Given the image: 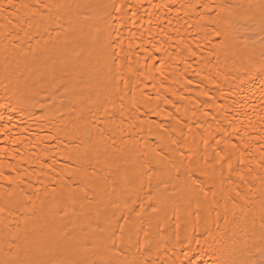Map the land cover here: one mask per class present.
<instances>
[{
    "label": "bare ground",
    "instance_id": "1",
    "mask_svg": "<svg viewBox=\"0 0 264 264\" xmlns=\"http://www.w3.org/2000/svg\"><path fill=\"white\" fill-rule=\"evenodd\" d=\"M3 2L0 0V5ZM128 2L141 5L139 9H127L126 20L133 12L138 13L135 26L130 20L123 27L119 20H113L114 31L109 28L98 33L97 21L85 18L95 13L87 10L79 18L76 41H54L47 49L28 54L10 50L7 67L0 53V105L4 102L6 72L11 81L10 95L17 81L30 89L35 85L47 90L54 80L60 90L58 95L64 93L66 97L62 109L66 121L76 123L75 118L80 117V123L90 133L69 139L70 133H57L56 128L41 127L24 112L13 113L0 107V116L5 117L0 120V149L7 152L4 166L0 167V204L4 200L17 202L10 212L0 213V259L7 255L13 261L31 259L35 264L99 261L114 255L106 253V249L112 248L115 240L116 250H125L119 259L132 260L138 256V239L141 244L145 240L159 243V253L153 248L154 259L167 260L168 264H197L203 244L195 240L188 243L183 225L180 241L175 239L171 213L177 207L181 216L198 209L202 215L207 214L210 204L221 213L229 209L231 215L236 203L237 218L243 211L249 217L256 215L259 231L258 210L264 187L260 181L264 168L257 167L264 159L260 151L264 144V99L259 77L253 90L228 94L232 78L243 74L241 65L249 59L259 61L264 37L259 15L233 32L228 44L220 47L223 37L215 32L223 24H217L211 13L205 15L199 5L241 0ZM5 15H0V25ZM187 48L196 55H190ZM27 111L39 114L43 109ZM241 137L255 145L248 149L252 155L242 157L244 164L240 165L235 163L239 153H234L233 166L242 172L229 175L224 164L221 174L223 162H217L213 149L216 153L221 149L232 152L225 142L230 139L240 144ZM10 139L17 143H9ZM14 147L19 151L13 152ZM177 152L188 153L191 164ZM41 163L51 168H41ZM9 164L13 171H9ZM189 168L202 170L196 173L197 183L205 191L216 192L215 200L211 195L205 200L201 194L199 205L195 200L190 203L189 192L196 185L191 182ZM77 170L80 175L69 178L68 173ZM57 174L79 189L77 204L60 209L41 205L42 188L48 186L51 190L58 181L49 184L50 177ZM5 176L12 180L11 184ZM236 191L248 195L236 198ZM152 204L157 205V212L149 207ZM141 206L144 212L137 216ZM163 209L169 213V224L162 223ZM158 223L162 230H158ZM119 226L125 230L123 242ZM132 227L142 231L129 242L128 230ZM240 236L243 238V233Z\"/></svg>",
    "mask_w": 264,
    "mask_h": 264
},
{
    "label": "snow or ice",
    "instance_id": "2",
    "mask_svg": "<svg viewBox=\"0 0 264 264\" xmlns=\"http://www.w3.org/2000/svg\"><path fill=\"white\" fill-rule=\"evenodd\" d=\"M132 6L137 9L141 7L139 3L130 5L128 0H89L86 3H68L67 0H4L3 4L0 5V15L7 13L3 17L4 23L0 25V53L4 54L5 66L7 67L8 53L9 51L15 52L19 49L25 54L35 53L43 49H47L50 44L60 42L63 40L64 43H69L79 39L80 25L79 18L85 15L87 10H91L95 13L94 17L85 16L88 19H95L97 21L95 27L98 33L104 32L107 29H116V25L112 23L113 20H119L120 26H126L127 23H132L133 26L136 24L137 12H133L132 16L128 17L127 9ZM155 7V6H154ZM205 12V15L211 13V17H216L215 22L217 24H223V28H217L215 35L223 37L220 41V47H225L228 44L230 35L235 32L238 28L245 27L248 22L256 19L257 14L260 20V29L264 32V0H241L239 3H213V4H201L199 5ZM23 12V15L21 13ZM210 17V19H211ZM203 19V17H200ZM53 32L56 33L53 36ZM108 39L110 40L112 32L107 33ZM262 40V51L259 61L249 59L246 63L241 65L243 69L242 75H236L232 78V82L228 86V94L240 95L246 91H251L256 87V78L259 77V91L261 98L264 99V37ZM26 46V52H25ZM111 47V44L108 45ZM160 48H156V51H160ZM190 55L195 56L196 53L191 48H187ZM115 55V53H113ZM240 72V69H237ZM229 79L226 76V80ZM5 84H4V102L0 107H3L6 111L10 109L13 113L24 112L25 115L29 116L35 122L44 127L50 125L56 128L57 133L65 132L70 133L69 139L77 136H88L90 133L80 123L81 118L76 117V123H72L69 119L66 121L63 115L62 109L65 100V94L60 92L59 88L56 87L55 81L49 83L48 89H37L35 85L29 88L27 84L21 85L19 81L15 82V91L10 95V79L5 73ZM221 97L225 96L223 89H220ZM39 97H43L42 99ZM15 100V103L11 101ZM223 110L224 106H220ZM43 109L42 112L36 114L33 111L25 112V109ZM208 115L207 112L204 113ZM11 116L7 117V120H11ZM4 116H0V120H4ZM64 122V123H62ZM70 125V127H69ZM7 127V124L4 125ZM53 136L52 139H56ZM251 138V137H249ZM9 143L16 144L15 139H10ZM219 141L216 142V146H219ZM226 147L231 146L232 152H226L221 149V153H216L213 149L214 154L218 157L217 162L221 163V174H223V165L227 164L229 175L232 173H241L242 169L233 166L234 153H239V156L235 158V163L243 165L245 155L251 156L252 153L248 151L249 148L255 147V145H249L244 137H241V143H232L230 139L226 142ZM35 147V145H33ZM208 147L205 142V148ZM13 152L19 151L17 148L12 149ZM261 156L264 157V144L260 147ZM35 155V153H32ZM177 155H183L185 159H189L188 153H179ZM7 156V152L4 149H0V167H3V161ZM88 162L87 160L85 161ZM183 164V160L180 161ZM191 164V160L189 159ZM209 163H212L211 161ZM49 167L41 163V168ZM257 167L264 168V159L261 160ZM213 169L215 170V163H213ZM9 164V171H13ZM202 171L199 169L189 168V176L193 185L196 188H192L189 192L190 203L195 200L199 205L200 195L202 194L204 199L211 195L214 200L216 192L209 189L205 191L204 188L199 187L197 183L196 173ZM252 169H249L251 172ZM2 174V173H0ZM46 175H48L46 173ZM80 175L79 170L76 172L68 173L69 178ZM241 180L244 179L241 175ZM5 179L9 184L12 180L5 176ZM53 181H58L54 187L49 190L48 186L42 188L44 199L41 200V205H47L49 208H67L78 203L80 197V191L78 188H73L70 183L60 178L59 174L54 177H50L49 184ZM261 185L264 186V176L260 177ZM200 183H203L201 181ZM223 183V181H222ZM249 188V192H252L253 188ZM198 189V191H197ZM9 195L11 193L9 192ZM39 195V193H37ZM85 197L87 193H84ZM248 193L236 191L235 197L244 199ZM230 200L234 199L229 197ZM247 203V201H245ZM17 202L12 200H4L3 204H0V213L10 212L11 209L16 206ZM20 207H26L25 205H19ZM153 212H157V205H149ZM236 203H233V211L231 215L229 209L225 208L224 212L221 213L216 211L214 206L210 204L208 206L207 214L202 215L199 209L193 213L190 211L186 212V215H180V209L174 208L171 213V226L174 229L177 242L180 241V230L183 225L185 233V240L191 243L193 240L197 244H203L200 252V260L197 264H264V187L261 188L260 196V207L258 210L259 218V231L257 232L256 219L257 216L253 215L249 217L247 211H243V215L237 218L235 214ZM243 210L244 206H240ZM135 211V210H133ZM163 211L164 224H169V213L166 209ZM215 215L213 216V212ZM144 212L143 206L136 212L137 216H141ZM127 223V220H126ZM199 226V227H198ZM120 227L121 241L124 239V227ZM158 230L161 229L160 223L157 224ZM111 231V229H109ZM142 229H136L135 227L129 228L128 230V241L131 242L133 236H139ZM199 232V236L196 233ZM240 233H243L241 238ZM114 235V233H113ZM147 236L148 233L144 232ZM112 248H107L106 253H114V255H107L106 258H101L99 261H83L78 264H168L167 260H159L152 258L153 248L159 253V243L153 244V242L145 240L142 244L137 239L136 251L137 257L132 260L125 258L123 261L119 259L120 252H124V249L116 250V241L112 240ZM163 254V253H160ZM187 257L188 253L184 254ZM205 257L207 258L205 260ZM0 264H35L31 259H27L23 262L13 261L5 256L4 259H0ZM172 264H176L172 261ZM189 264H192L189 261Z\"/></svg>",
    "mask_w": 264,
    "mask_h": 264
}]
</instances>
